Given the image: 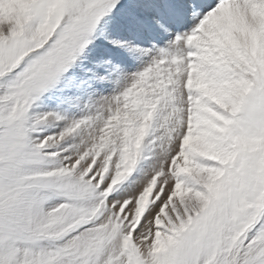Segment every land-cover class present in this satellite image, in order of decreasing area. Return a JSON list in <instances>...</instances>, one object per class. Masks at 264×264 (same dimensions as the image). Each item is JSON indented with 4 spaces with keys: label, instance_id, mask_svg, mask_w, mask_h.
I'll list each match as a JSON object with an SVG mask.
<instances>
[{
    "label": "snow or ice",
    "instance_id": "obj_1",
    "mask_svg": "<svg viewBox=\"0 0 264 264\" xmlns=\"http://www.w3.org/2000/svg\"><path fill=\"white\" fill-rule=\"evenodd\" d=\"M0 264H264V0H0Z\"/></svg>",
    "mask_w": 264,
    "mask_h": 264
}]
</instances>
